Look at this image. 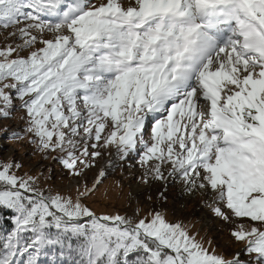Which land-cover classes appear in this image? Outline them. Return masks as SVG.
<instances>
[{"label": "snow or ice", "instance_id": "snow-or-ice-1", "mask_svg": "<svg viewBox=\"0 0 264 264\" xmlns=\"http://www.w3.org/2000/svg\"><path fill=\"white\" fill-rule=\"evenodd\" d=\"M14 100L27 126L11 138L56 160L77 195L0 160V210L14 214L0 264H38L46 247L50 264H248L163 210L93 212L84 201L133 158L159 200L172 181L211 196L264 264V0H0V121Z\"/></svg>", "mask_w": 264, "mask_h": 264}, {"label": "rangeland", "instance_id": "rangeland-1", "mask_svg": "<svg viewBox=\"0 0 264 264\" xmlns=\"http://www.w3.org/2000/svg\"><path fill=\"white\" fill-rule=\"evenodd\" d=\"M19 103L14 100L10 120L0 121V160L13 159L22 163L24 167L18 174L23 176L27 172L39 177L38 185L46 194L59 193L75 199L78 183L75 177L70 176L56 160L43 159V154L27 143V138L23 141L11 138L13 132L23 135V129L27 126L26 114L19 108ZM108 159L107 155L100 159L98 166L89 173V183L99 168L106 165ZM128 165H131V168ZM128 165L111 170L99 190L84 201L93 212L97 215L119 214L131 217L139 208V219L146 217L153 209L163 210L169 222H183L187 225L189 234L196 235L197 240H212L211 247L216 249L217 254H224L231 259L233 254L240 253V258L251 264L252 258L244 252L246 242L233 240L230 236V226L213 214L209 207L212 203L211 196L206 197L201 193L188 195L179 181H172L166 193L167 200H159L158 188L163 190V185L159 182L152 186L142 183L140 176L143 169L136 163V158L130 160ZM136 187L141 188V191L135 192ZM149 196L152 199H149ZM205 246H208L207 243Z\"/></svg>", "mask_w": 264, "mask_h": 264}, {"label": "trees", "instance_id": "trees-1", "mask_svg": "<svg viewBox=\"0 0 264 264\" xmlns=\"http://www.w3.org/2000/svg\"><path fill=\"white\" fill-rule=\"evenodd\" d=\"M14 214L8 210H0V233L7 235L14 228ZM55 231L54 229L52 230ZM54 252L49 248L42 249V254L38 257V264H50ZM138 254H132L130 259H135Z\"/></svg>", "mask_w": 264, "mask_h": 264}, {"label": "bare ground", "instance_id": "bare-ground-1", "mask_svg": "<svg viewBox=\"0 0 264 264\" xmlns=\"http://www.w3.org/2000/svg\"><path fill=\"white\" fill-rule=\"evenodd\" d=\"M137 191H141V188L136 187V188H135V192H137Z\"/></svg>", "mask_w": 264, "mask_h": 264}]
</instances>
